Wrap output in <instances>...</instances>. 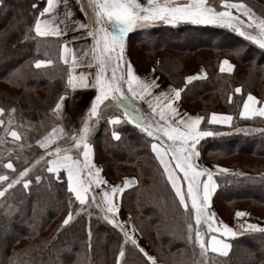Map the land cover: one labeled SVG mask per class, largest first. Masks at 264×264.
I'll return each instance as SVG.
<instances>
[{
  "label": "trees",
  "instance_id": "obj_1",
  "mask_svg": "<svg viewBox=\"0 0 264 264\" xmlns=\"http://www.w3.org/2000/svg\"><path fill=\"white\" fill-rule=\"evenodd\" d=\"M243 2L258 16H264V0ZM33 3L42 9L46 0H3L0 4V14L6 13L4 19L0 15V80L6 79L11 85L10 88L6 85L9 89H0V104L15 106L21 120L31 118L39 122L50 118L51 109L64 92L65 65L43 71L34 69L33 60L38 56L34 52L37 41L43 56H51L53 59L58 55L60 65L62 42L44 38L24 41V34L38 15V9L31 7ZM214 7L220 9V0L214 1ZM14 16L13 21L11 18ZM158 25L133 31L127 37L148 56L147 61L156 73L166 78L173 87L184 89L181 101L185 106L206 118L213 112L233 116L234 122L230 125H210L207 119L201 122L202 128L219 131L223 135L202 139L197 145L200 155L214 165L235 158L232 163L224 164L225 167L233 169L231 171L242 169L245 175L241 177L239 172L217 175L218 187L213 196L215 207H220L218 203L234 205L254 201L264 209V173H261L264 171V151H248L252 148L264 149V137H255L264 134L242 132L264 130V122L260 124L264 118L248 119L239 114L249 94L264 102V50L226 26L191 23H180L175 27ZM30 35L34 36V33ZM190 47L194 49L190 50ZM164 50L176 51L177 55L169 56L162 53ZM228 54L233 55L235 63L231 74L222 73L218 69L221 56ZM193 58L197 59L195 63L188 62ZM197 68L204 69V77L185 84V77ZM59 71L64 75L60 76ZM43 75L46 77L45 87L36 89L33 82L43 79ZM237 87L241 92H235ZM10 89L20 90V93L14 94ZM28 97L32 102H28ZM122 122L125 125L118 130L121 134L119 141L112 139L106 123H102V128L91 137L96 157L108 178L127 175L137 178L136 186L122 193L120 206L130 216L137 233L163 261L162 264H194L199 259V248L188 240L187 225H195L190 211L186 212L180 206L150 148V138L135 125ZM257 126L262 128H253ZM236 129L242 131L237 132ZM98 149L108 160L101 161ZM29 155L33 154H28L25 159L22 157L24 164L32 162L33 158L27 159ZM241 156L248 158V163L240 165ZM252 158L257 161L252 162ZM251 162L257 163L253 165ZM49 174L40 172L45 179L40 183L34 182L29 190L32 194L26 196L24 189L16 185L10 190L8 201L0 203V264H116L121 245L125 253L121 264H149L136 247L123 237L120 230L103 219L104 214L92 205L91 198L81 206L68 192L64 174L61 173L60 180ZM244 178L248 179L247 183L243 181ZM184 185L187 192V185ZM70 200L73 219L61 227L70 210ZM32 204L35 205L34 210ZM10 205L12 213L6 215ZM21 208L24 211L21 212ZM188 208H191L190 202ZM16 215L25 216L27 224L18 223ZM13 231L18 236L7 244L5 241L10 239ZM203 232L207 233L206 226ZM245 233L235 238H226L232 245L228 256L211 252L208 256H215L216 264H264V256L254 263L250 260L255 258L258 242L264 243V234ZM208 235L219 236V233L206 234L205 240ZM192 236L194 241V232ZM69 248H72L74 255L64 263L62 258Z\"/></svg>",
  "mask_w": 264,
  "mask_h": 264
},
{
  "label": "snow or ice",
  "instance_id": "obj_2",
  "mask_svg": "<svg viewBox=\"0 0 264 264\" xmlns=\"http://www.w3.org/2000/svg\"><path fill=\"white\" fill-rule=\"evenodd\" d=\"M2 3L3 0H0V4ZM59 3H63L65 7L64 19H59L56 15ZM89 6L94 14L93 26L89 28L88 25L78 20L73 23L78 28L87 30L85 36L91 38V45L76 49L68 47L71 43L68 40L60 44L59 60L67 66L66 84L65 91L59 95L54 108L51 109L56 119L63 121L65 101L75 100L77 90L94 89L95 95L90 99V104L81 117V127L77 130L75 127L67 128L63 123L57 124L50 132L38 139L36 144L44 149V152L36 161L19 171L14 178L10 179L7 174H0V184L3 185L0 186V198L6 197L9 190L19 184H22L24 190H29L32 182L30 175L32 169L40 161H44L45 156H48L50 158L46 161V171L55 174V178L60 180L62 179L61 170H63L67 175L68 192L81 206H84L93 186L99 187L107 184V181L100 176L101 169L93 163L91 137L99 121L104 119L106 112L114 106L122 112V115L114 113L108 116L107 123L114 126L127 121L150 138L151 150L163 168V173L175 192L180 206L186 212L190 211L195 225L191 223L187 225L188 240L194 247L199 248V259L195 260L194 264H216L215 256L209 257L208 253L228 256L232 245L226 238H235L241 233L217 221L216 213L210 210L213 194L218 187L213 179L214 173L195 161L200 156L197 145L202 139L223 135L219 131L202 128L201 122L207 119L210 125H230L233 116L215 112L207 118L201 115L181 114L175 106V101L180 100L181 92L184 90L182 88H170L169 92L161 91L153 96L151 89L159 87L156 83L158 78H142L134 71L133 64L126 58V37L135 29H147L158 23L173 27L180 23L219 25L232 29L245 40L264 50V16H258L243 0H220V9L209 4L208 0H187L184 3L178 0H146V2L144 0H89ZM31 7L38 9L36 3H33ZM70 17H72V12L68 8V0H46L45 6L38 9L34 24L24 34L23 39L28 41L36 38L64 36L68 30L67 21ZM60 24H64L65 27L61 28ZM30 33H34V36ZM85 36L73 37V39H84ZM37 50H39V41H37ZM52 64L54 61L51 59L34 61V66L38 69ZM84 67L94 69V72H77V69ZM232 68L233 66L227 59L220 62L221 72H231ZM197 78L198 76L195 75L187 76L185 84ZM235 92L239 93L241 89L237 87ZM148 97H153V99L150 100ZM231 99L230 95V102ZM137 100L148 104L151 115L141 111L135 104ZM258 104L257 98L249 94L243 102L240 116L248 119L257 116L264 118V104H259V107ZM14 111V108L9 110V125L13 123L11 113ZM4 112L5 109L0 107V114ZM2 125L4 121L0 119V126ZM236 131L242 130L236 129ZM243 131L247 134V130ZM254 131L264 132L261 129ZM4 134L14 141L21 139L20 134L10 127L4 128ZM112 139L119 141L120 132L113 129ZM3 142V138L0 137V143ZM53 144L55 147L50 148ZM74 150L79 153V157L73 156ZM3 167L16 173L11 161L4 163ZM217 172L228 173L229 169L217 167ZM180 174H182V181ZM238 175L243 176L244 174L239 173ZM201 177H206V179H201ZM43 179L45 178L41 175L35 176L37 183ZM136 183L134 178H125L123 187L117 184L111 186L110 191H102L99 193L102 201L98 205L100 211L104 213L103 219L113 227L120 229L126 240L131 241L133 245L137 242L118 221L116 214L119 205L113 202L112 197ZM182 183L187 185L186 194ZM96 196L95 193L92 195V203H96ZM69 209L61 227L68 225L73 219L71 200ZM11 213L10 205L6 215ZM246 215L248 214L244 211L235 212L237 218ZM205 226L207 233L203 232ZM240 228L243 232L264 234V227L257 224L241 223ZM211 233H219V236L208 235L205 240V235ZM89 238H91V232H89ZM140 251L145 250L140 248ZM124 255V248L121 245L120 252L116 256V264H121V257ZM148 259L155 264L153 257L148 256Z\"/></svg>",
  "mask_w": 264,
  "mask_h": 264
},
{
  "label": "rangeland",
  "instance_id": "obj_3",
  "mask_svg": "<svg viewBox=\"0 0 264 264\" xmlns=\"http://www.w3.org/2000/svg\"><path fill=\"white\" fill-rule=\"evenodd\" d=\"M182 1V0H181ZM180 0L178 2H181ZM214 1L215 0H208V3L213 5L214 6ZM182 3V2H181ZM235 11V10H233ZM2 16V19H4L6 17V13H1L0 14ZM13 21L15 19V16L11 18ZM93 23H94V18H92V24L91 26H93ZM158 24H163V23H158ZM156 24V25H158ZM154 25V26H156ZM180 25V24H178ZM59 26H64V25H59ZM159 26V25H158ZM153 27V26H152ZM151 28V27H150ZM137 30H142V29H135L133 31H137ZM191 34V32H190ZM128 38V37H127ZM130 38H128V40H126L128 42V45H127V50H126V58L128 60L129 56H131L132 59H134V61L136 63H138L140 66H150L149 65V61H147V55L143 54L141 49L139 48L138 45L134 44V42L132 40H129ZM56 42H58L57 40H55ZM59 43V42H58ZM168 48V47H167ZM189 49V48H188ZM186 49V50H188ZM194 48L193 47H190V50H193ZM34 52L37 53L38 56H36V58L33 60L35 61L36 59H51L52 57L51 56H43L42 54V51L41 49L39 48V50H37L36 48L34 49ZM162 53H166L167 55L169 56H172V57H176V51H172V50H164ZM166 54H162L164 56H167ZM174 54V55H173ZM228 56V57H227ZM227 56H221V59L223 58H227L231 61L234 62V59L232 58V56L230 54H228ZM150 57V56H149ZM220 59V60H221ZM54 61L55 64H52V65H49L47 67H42V68H36L34 66V69H38L40 71H43L45 69H48V68H52L53 66H58L61 68L64 67L63 63L62 65L58 64V55L57 57L51 59ZM151 60V59H150ZM197 59L196 58H193L192 60H188V62H196ZM220 63V62H219ZM33 65H34V62H33ZM12 68V67H11ZM66 69V70H65ZM198 69V68H197ZM218 69H219V66H218ZM235 69V68H234ZM7 68L4 69V72H2V76H4V73L6 72ZM192 70V69H191ZM155 71V70H154ZM220 71V70H219ZM234 71V70H233ZM60 72V76L62 74L61 71ZM63 72H65V84H66V74H67V66L65 65L64 67V70ZM221 72V71H220ZM57 72H55L56 74ZM223 73V72H222ZM53 71H52V75H53ZM227 74V73H225ZM231 74V73H230ZM64 75V73L62 74ZM188 75H190L188 73ZM187 75V76H188ZM55 76V75H53ZM186 76V77H187ZM51 78V77H50ZM166 79V78H165ZM33 82V81H31ZM45 82H46V77L43 75V79H40V80H35L33 83V86H35L36 89H39L40 87H45ZM10 88V83L8 82V80L6 79H3V80H0V89H9L7 86ZM10 85V86H9ZM45 89V88H44ZM12 92H14V94H19L20 93V90H12L10 89ZM65 91V89H64ZM157 90H151L152 94H154V92H156ZM42 93V91H41ZM9 94V93H8ZM85 94V93H84ZM10 95H13V94H10ZM84 96V95H83ZM85 98V96H84ZM69 101H73V103H70L69 104ZM257 101L259 102V104H264V102H260L258 99ZM28 102H32L29 97H28ZM72 104V105H71ZM90 103H88V106H89ZM258 104V105H259ZM71 106V108H70ZM0 107L4 108L5 109V112L3 114H0V119H2L4 121V125L0 126V137L3 138L4 142L3 143H0V174H7L10 179L11 178H14V176L16 174H18L19 171L23 170V168L25 167H28L30 166L34 161H36L38 159V157L44 152V149H41L37 144H36V141L38 139H40L42 136H44L46 133L50 132L51 129L53 127H55L57 124H61L63 123L64 126H66L67 128H71V127H75L77 130H78V90L76 91L75 93V100H66L65 101V107H64V119L63 121H60V120H57L56 117L53 115V113H51V116L50 118H48L47 120H44V121H39L37 122L36 120H33L31 118H25V120H21L20 118H18V115L16 114V107L15 106H12V105H8V104H5V105H1L0 104ZM15 109L14 112L11 113L12 117H13V123H11L9 125L8 123V120H9V110L11 109ZM119 109H116L114 106H112L107 112H106V115H105V118L100 120L99 123L97 124V127H96V131L100 128H102L101 124L102 123H106V128L108 129V132L110 133V135L112 136V131L113 129H115L116 131L119 130V128H124L123 126L125 125L124 122L120 123L119 125H109L107 123V117L112 115V114H118V115H121L122 112L120 111L119 113ZM71 115V116H69ZM241 117V116H240ZM258 117V116H257ZM261 118V117H260ZM261 121V120H260ZM232 122V121H231ZM234 122V121H233ZM232 122V123H233ZM262 122L264 121H261L260 124H262ZM248 126V125H247ZM5 127H10L14 130H16L20 136H21V139L19 141H14L10 136H6L4 134V128ZM250 127V126H248ZM252 127V126H251ZM104 130H105V127H103ZM247 127H244L243 129H245ZM253 128H262L261 126H257V127H253ZM95 131V132H96ZM94 132V133H95ZM245 133V131H242ZM249 133L247 134H255V135H258V134H264V132L262 131H257V132H251V131H248ZM258 133V134H256ZM255 137H264V135H259V136H255ZM249 139H246V141H248ZM51 147H55V145H51ZM246 148V147H245ZM99 152H100V159L101 161H106L108 160V158L106 156H103L102 153H101V150L98 149ZM260 150H263L264 149H258V148H252V149H249L248 151L249 152H260ZM29 152V153H28ZM28 154H33V155H29L27 159L29 158H33L32 162L30 164H24L23 161L21 160L22 157L25 159V157L28 155ZM78 152H76L75 150L73 151V156L74 157H78ZM50 157L48 156H45V160L44 161H40L39 164H37L33 169H32V172L30 173L31 175V180L32 182L30 183L29 185V190L31 188L32 185H34V181L35 180V176L40 175V172H42L43 174H49L47 171H46V161L49 159ZM240 158V165L241 163L243 162H247L248 163V158H245L244 156L242 157H239ZM235 159V158H234ZM233 160H227L225 162H222V164L220 165H214V163H211V162H207L201 155L196 159V163H198L199 165L203 166V167H206V168H209L213 173H214V176H213V179L217 182V175H220L222 173H219L217 172V167H221V168H226L224 164H230L232 163ZM253 159V160H252ZM251 161H257L255 160L254 158H252ZM11 161L14 165V168L16 169V173H13L11 170L9 169H5L3 167V164L4 163H7ZM259 161V160H258ZM250 163V164H253L254 163H257V162H254V163ZM162 168V167H161ZM163 170V168H162ZM233 169H229V172L228 173H243L244 172L242 171V169H240L239 171H231ZM61 173L64 174L65 176V179H66V183H67V177H66V173L63 172V170H61ZM115 173V172H114ZM261 173H264V171H261ZM51 174V173H50ZM49 174V175H50ZM224 174V173H223ZM53 176V178H55V174H51ZM50 175V176H51ZM42 176V175H41ZM51 176V177H52ZM241 176V175H240ZM43 177V176H42ZM166 177V176H165ZM241 177H245V175L241 176ZM112 179V178H110ZM116 179V178H114ZM167 179V177H166ZM203 179H206V177H203ZM248 179L247 178H244V182H248L247 181ZM181 181H182V178H181ZM218 184V183H217ZM250 184V182H249ZM0 186H3L2 184H0ZM20 187H22L23 189V186L22 184H19ZM171 186V185H170ZM182 187L185 191V194H186V187L185 185L182 183ZM172 188V187H171ZM11 190V189H10ZM9 190V192H10ZM29 190H24V192L26 193V196L27 195H30L32 194ZM173 190V189H172ZM9 192L8 194H6V197H3V198H0V203L1 202H7L8 200V195H9ZM29 193V194H28ZM175 193V192H174ZM122 196V195H121ZM214 196V195H213ZM13 199V198H12ZM92 203V202H91ZM92 205H94V207L98 208L100 210V208L98 207V205L96 203H93ZM218 205L220 207L216 208L215 205H214V197H212V201H211V208L210 210L215 212L216 213V218H217V221L219 222H223L224 224H230L232 226L234 225H237L239 231L241 233H244L246 234L245 232H243V230L240 228V224L241 223H252V224H257L261 227H264V209L260 207V205L254 201H250V202H247V203H243V204H234V205H222L221 203H218ZM35 206L34 204H32V207ZM217 206V205H216ZM16 207V206H15ZM122 208V207H121ZM33 210H34V207H33ZM244 211L246 212L248 215H246L245 217H241V218H237L235 217V212L236 211ZM24 211L23 208H21V212ZM125 211V210H124ZM104 214V213H103ZM129 216V215H128ZM230 217H232L230 219ZM16 221L18 223H22L23 225H26L27 223V218L25 216H19V215H16ZM228 225L229 227L232 228V226ZM125 227V226H124ZM118 229V228H117ZM135 229V228H134ZM0 230L2 231V228H0ZM120 230V229H118ZM121 231V230H120ZM136 231V230H135ZM137 232V231H136ZM121 233L123 234V232L121 231ZM138 234V233H137ZM214 234V233H212ZM17 233H15V231H13L10 239H8L7 241V244L10 243L11 240H14L16 237H17ZM218 236V235H217ZM124 237V235H123ZM136 237L139 239V241H137L136 239V242L137 244L134 245L136 247V249L144 256V258H146L149 262V264H153L152 261H149L148 259V256H151L153 257L154 261H155V264H162L163 261L161 262L160 258L158 256L155 255V252L150 248V246L141 238V236L138 234L136 235ZM125 238V237H124ZM23 242L25 240H22ZM128 241V240H127ZM131 242V241H129ZM245 246V245H243ZM140 248H143L145 251L144 252H141L140 251ZM256 248V252H255V249H254V252H255V258H251L250 260H252V263H254V261L256 259H259V257L261 256H264V243L263 242H258V245L255 247ZM181 249V248H179ZM145 253H147V255H145ZM74 255L73 253V250L72 248H69L68 250H65V253H64V258H62V260H64V263L67 261L68 258L72 257ZM122 258V257H121Z\"/></svg>",
  "mask_w": 264,
  "mask_h": 264
},
{
  "label": "crops",
  "instance_id": "obj_4",
  "mask_svg": "<svg viewBox=\"0 0 264 264\" xmlns=\"http://www.w3.org/2000/svg\"><path fill=\"white\" fill-rule=\"evenodd\" d=\"M179 1V0H178ZM181 1V0H180ZM144 2H146V0H144ZM182 3L187 2V0H182ZM68 8L71 10L72 12V17H70L67 21V27L68 30L66 31L64 36L61 37H49V38H44V39H55V40H59L62 43L65 40L71 41V43L68 44V47L70 48H76V49H80L81 47H86V46H90L91 45V38L90 37H86L85 33H86V29L83 28H78L76 26L75 23H73V21H80L83 24H86L89 26V28H91V24H92V18H94V14L93 11L91 9V7L89 6V0H79V3H77V0H68ZM83 9V10H81ZM64 12H65V7L63 3H59L56 9V15L58 16L59 19H64ZM47 15V14H46ZM58 22V21H57ZM60 25H64V24H60ZM61 28H64V26H60ZM74 29V30H73ZM81 36H85L84 39H73V37H81ZM126 40H128V38L126 37ZM126 45H128V42L126 41ZM227 58H223L220 60V62L222 60H225ZM128 60L133 64L134 66V71L141 76L142 78H147V79H155L158 78L156 80V83L159 85V87H154L152 88L153 90H157L156 92H154L153 96L158 95L161 91L163 92H169L170 88H175L173 87L163 76H161L160 74L156 73L155 71H153V67L150 66H140L138 63H136L134 61V59L131 58V56H129ZM229 61V63L233 66L232 71L231 72H223V73H227L230 74L233 72L234 68H235V63L229 59H227ZM219 68H220V63H219ZM79 71H93L94 69H88L86 67L84 68H80L77 69V72ZM201 73H203L202 75H200ZM190 75H195L198 76V78H203L205 75V71L203 68H198L196 69L194 72H192ZM188 75V76H190ZM151 89V90H152ZM85 93V94H84ZM85 98H84V96ZM95 95V90L94 89H88V90H78V129L81 127V117L85 114V111L88 107V103H90V99ZM247 98V97H246ZM148 99H153V97H148ZM73 103V101H69V104ZM135 104L141 109V111L145 114L151 115V111L148 107V104L142 100H137L135 101ZM72 105V104H71ZM175 106L177 107L178 111L183 114V113H188V115L190 116H195V115H199L195 110L191 109L190 107L185 106L182 101L181 98L178 101H175ZM259 107V105H257ZM243 107V105H242ZM71 108V106H70ZM242 109V108H241ZM71 116V115H69ZM151 148V146H150ZM155 155V154H154ZM79 157V154H78ZM82 159V157H80ZM93 163L101 169L100 171V176L107 181L106 185H100L99 187H95L93 186L92 189L90 190V192L88 193V199L92 198V195L95 193L97 194L96 196V204L100 205L101 201H102V196L99 195V193H101L104 190L110 191L111 186L113 185H120L121 187H123V180L125 178L128 179H135L137 181L136 176L134 175H127V176H123V177H118L116 179H110L108 178V176L104 173L97 157L95 154V150L93 148ZM67 177V175H66ZM137 184V183H136ZM136 184H133L131 187L124 189V191L136 186ZM123 191V192H124ZM117 193L115 194L112 199L113 202L117 203L119 205L118 211H117V219L118 221L124 225L125 230H127L129 232V234L136 239L137 241H139V239L136 237L137 232L134 230V225L132 223V220L130 218V216H128V214L121 208L120 206V198L122 193ZM214 195V194H213ZM91 200V199H90ZM89 201V200H88ZM100 208V207H99ZM232 217H230L231 219ZM233 219V218H232ZM231 219V220H232ZM230 225V224H227ZM232 226V225H230ZM232 228L237 231L238 233H241L237 227V225L232 226Z\"/></svg>",
  "mask_w": 264,
  "mask_h": 264
}]
</instances>
